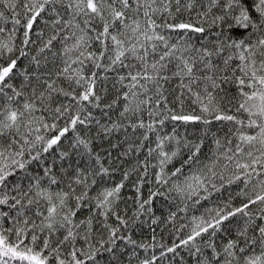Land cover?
Masks as SVG:
<instances>
[{
	"label": "snow or ice",
	"instance_id": "obj_1",
	"mask_svg": "<svg viewBox=\"0 0 264 264\" xmlns=\"http://www.w3.org/2000/svg\"><path fill=\"white\" fill-rule=\"evenodd\" d=\"M0 264H264V0H0Z\"/></svg>",
	"mask_w": 264,
	"mask_h": 264
},
{
	"label": "trees",
	"instance_id": "obj_2",
	"mask_svg": "<svg viewBox=\"0 0 264 264\" xmlns=\"http://www.w3.org/2000/svg\"><path fill=\"white\" fill-rule=\"evenodd\" d=\"M116 179L118 180L119 177L117 176ZM122 194H123V196H124L125 198L130 197V196H132V194H133V189H131L130 187H126V188L123 190V193H122ZM157 206H158V205H157ZM123 207H124V205L121 204V208H123ZM157 214L159 215L160 213L158 212ZM157 231L159 232V229H158ZM150 235H151V233H150V231H149L147 225H145V227L143 228V230H137L136 235H135L134 238H136V239H138V240H141V239H147ZM164 235H165V237H166V239H167V234L164 233ZM158 238H159V237H158Z\"/></svg>",
	"mask_w": 264,
	"mask_h": 264
}]
</instances>
